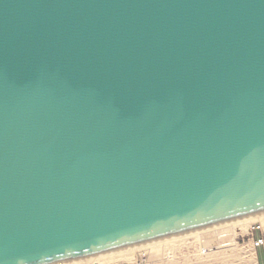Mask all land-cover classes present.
Masks as SVG:
<instances>
[{
    "label": "water",
    "instance_id": "95a60500",
    "mask_svg": "<svg viewBox=\"0 0 264 264\" xmlns=\"http://www.w3.org/2000/svg\"><path fill=\"white\" fill-rule=\"evenodd\" d=\"M260 218L264 0H0V264Z\"/></svg>",
    "mask_w": 264,
    "mask_h": 264
},
{
    "label": "bare ground",
    "instance_id": "6f19581e",
    "mask_svg": "<svg viewBox=\"0 0 264 264\" xmlns=\"http://www.w3.org/2000/svg\"><path fill=\"white\" fill-rule=\"evenodd\" d=\"M248 222H244V223L237 224V225H234V226L226 227L229 230L225 231V234L216 232L215 235L212 234V236L208 235V237H203L201 239V242H203V243L204 242L209 243L210 240H212V238L214 236H216L215 238L220 239L223 243L219 247H217L216 249L214 248L211 251H208L207 249H201L200 252H198L197 254L193 255L194 257H192V259H190L191 258L190 256H189L190 258L189 257H183L180 260V262L182 264H214V263L216 264V263H219V262L222 263V262H224L227 259L229 260V259L241 258V257H243L244 255L247 254L246 252L251 253L250 252V250H251L250 248H249V251H248V249H246V250H242V249L238 250V249H236V247L231 246L230 244H226L224 242L225 239L233 237L235 232H236V230L239 229L240 231H243L246 228ZM209 234H211V233H209ZM181 244L184 245V242H182ZM172 247H173V244H168V245H164V246L159 244V245H155V246H152V247H148V248H144V249L128 252V253H125V254H121V255H117V256H113V257H109V258H105V259H101V260H97V261L90 262V263H85V264H123V263L125 264V263L132 262L133 259H135L136 255H137V252H138V254L139 253H147L149 256L153 257L156 254L158 255V253L164 252L165 249H170V250L174 249V247L173 248ZM169 264H179V262H177V263L175 262L174 263V261H171Z\"/></svg>",
    "mask_w": 264,
    "mask_h": 264
},
{
    "label": "rangeland",
    "instance_id": "374dc122",
    "mask_svg": "<svg viewBox=\"0 0 264 264\" xmlns=\"http://www.w3.org/2000/svg\"><path fill=\"white\" fill-rule=\"evenodd\" d=\"M247 228L248 227H246L243 231H240V233L243 235L246 232ZM221 229H224V228H221ZM221 229H217V230H213V231H210V232H206V233H202V234L186 237V238H183V239H179V240L163 243V244H161L163 246L164 245H168V244H173L174 249H171L172 251L170 249H165L164 252H161L162 254L158 253V255L156 254L153 257L149 256L147 253H139L140 254L139 255L138 252H137V255H136L135 259H133L132 262L125 263V264H169L171 261H174V263L175 262L176 263L179 262V264H182L180 262V260L183 257H189L190 256L191 258L190 257L189 258L192 259V257H194L193 255L197 254L198 252H200L201 249H207L208 251H211L214 248L216 249L217 247H219L223 242L220 239L215 238L216 236H214L212 238V240H213L212 244H210V242L209 243H207V242L203 243V242H201V239L203 237H208V235L209 236H212V234L215 235L216 232H218ZM209 233H211V234H209ZM236 234H237V231L235 232L234 236L232 235L233 237L225 239L224 242L226 244H230L231 246L236 247V249H238V250H241L239 248H243V247L247 246V244H243V239H244L243 236L236 235ZM182 242H184L185 246L183 244H181ZM238 246H239V248H238ZM242 250H244V249H242ZM241 258H237L236 260H240ZM230 260H234V259H229V260L227 259L224 262L230 261Z\"/></svg>",
    "mask_w": 264,
    "mask_h": 264
},
{
    "label": "crops",
    "instance_id": "0c3cea01",
    "mask_svg": "<svg viewBox=\"0 0 264 264\" xmlns=\"http://www.w3.org/2000/svg\"><path fill=\"white\" fill-rule=\"evenodd\" d=\"M263 221H264V218L249 221L246 227L249 228L251 225L256 224V223L264 224ZM212 243H213V240L212 241L210 240V244H212ZM238 248H239V246H238ZM249 248L251 249L250 250L251 253L246 252L247 256L244 255L240 260L234 259V260H230V261H226V262H222V263L219 262L216 264H264V244L261 246H258V247H254V246L248 244L247 246H245L243 248H239V249H244V250L248 249V251H249Z\"/></svg>",
    "mask_w": 264,
    "mask_h": 264
},
{
    "label": "built area",
    "instance_id": "2783aa9c",
    "mask_svg": "<svg viewBox=\"0 0 264 264\" xmlns=\"http://www.w3.org/2000/svg\"><path fill=\"white\" fill-rule=\"evenodd\" d=\"M229 230L228 228H224L219 230V233L225 234V231ZM236 235H241L244 237L243 244H250L254 247H258L264 244V224H253L248 229H246V232L242 235L240 233V230H236ZM235 239V238H234ZM237 243V242H236Z\"/></svg>",
    "mask_w": 264,
    "mask_h": 264
}]
</instances>
